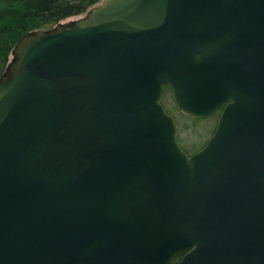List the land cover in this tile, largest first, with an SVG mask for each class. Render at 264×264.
<instances>
[{
	"label": "water",
	"instance_id": "water-1",
	"mask_svg": "<svg viewBox=\"0 0 264 264\" xmlns=\"http://www.w3.org/2000/svg\"><path fill=\"white\" fill-rule=\"evenodd\" d=\"M0 77V264H264V0H104ZM196 120L189 156L164 88Z\"/></svg>",
	"mask_w": 264,
	"mask_h": 264
},
{
	"label": "trees",
	"instance_id": "trees-1",
	"mask_svg": "<svg viewBox=\"0 0 264 264\" xmlns=\"http://www.w3.org/2000/svg\"><path fill=\"white\" fill-rule=\"evenodd\" d=\"M103 1L0 0V76L11 59L15 45L25 34L37 30H48L70 18L82 17ZM166 90L170 89L166 88ZM174 108L179 111L176 105ZM193 121L201 122L202 120ZM180 259L181 256L175 258L172 264Z\"/></svg>",
	"mask_w": 264,
	"mask_h": 264
},
{
	"label": "rangeland",
	"instance_id": "rangeland-1",
	"mask_svg": "<svg viewBox=\"0 0 264 264\" xmlns=\"http://www.w3.org/2000/svg\"><path fill=\"white\" fill-rule=\"evenodd\" d=\"M77 18L79 17H73L63 22H68ZM161 101L165 104L167 111L171 115L175 116L177 121L180 123L179 138L183 148L191 154L200 150V148L211 138L212 132L216 128L219 115L211 117L207 120H202L201 122L193 121V119L188 118L174 108L175 103L170 90H166L164 92V96Z\"/></svg>",
	"mask_w": 264,
	"mask_h": 264
},
{
	"label": "flooded vegetation",
	"instance_id": "flooded-vegetation-1",
	"mask_svg": "<svg viewBox=\"0 0 264 264\" xmlns=\"http://www.w3.org/2000/svg\"><path fill=\"white\" fill-rule=\"evenodd\" d=\"M191 155V154H190Z\"/></svg>",
	"mask_w": 264,
	"mask_h": 264
}]
</instances>
